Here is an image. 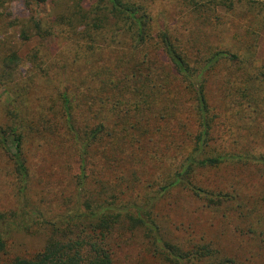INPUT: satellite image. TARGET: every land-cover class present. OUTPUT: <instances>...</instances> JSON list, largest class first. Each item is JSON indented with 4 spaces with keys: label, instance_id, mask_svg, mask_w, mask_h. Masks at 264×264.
<instances>
[{
    "label": "trees",
    "instance_id": "trees-1",
    "mask_svg": "<svg viewBox=\"0 0 264 264\" xmlns=\"http://www.w3.org/2000/svg\"><path fill=\"white\" fill-rule=\"evenodd\" d=\"M11 1L0 0V31L54 36L74 59L37 43L0 62L6 77L30 65L34 83L0 118V181L14 200L2 207L0 186V264H129L131 245L153 264H263L264 68L251 47L213 43L227 25L202 11L235 1L73 0L29 24L8 17ZM243 117L225 139L222 119ZM21 233L42 249L14 253Z\"/></svg>",
    "mask_w": 264,
    "mask_h": 264
},
{
    "label": "rangeland",
    "instance_id": "rangeland-1",
    "mask_svg": "<svg viewBox=\"0 0 264 264\" xmlns=\"http://www.w3.org/2000/svg\"><path fill=\"white\" fill-rule=\"evenodd\" d=\"M34 0H12L7 8L6 14L11 20H16L20 18L23 22L30 23L34 19L36 21L42 20L44 23L53 22L56 17L59 15L60 9H65L69 5L72 4L73 0H48L47 4L38 7L37 5L33 6L31 3ZM235 1V9L233 11H228L226 8L228 4L218 6H214L213 3L208 1H202L203 12L213 13L215 12L218 15H221L224 19V25H227L226 28L216 36L212 37L213 43L220 48V46L224 49L226 47L231 48V50L239 49H247L251 47L255 53V64L260 68H264V14L260 12V5L258 3H263L264 0H234ZM168 8V14L166 17L169 21H173L175 14H173L174 4L172 2H168L166 7ZM193 8L196 10L199 8L196 4L193 5ZM192 8V9H193ZM191 9V7H190ZM191 9V10H192ZM203 14V13H202ZM200 15V14H198ZM202 17V15H201ZM160 23H163V20L160 19ZM77 23L73 21L72 26H76ZM222 25V26H224ZM44 27V25H43ZM79 28V27H78ZM82 30V28H80ZM194 30V29H193ZM190 30V31H193ZM194 31H199V29H195ZM251 32L250 38H245L247 41L251 42L244 44L243 37L240 42H237L233 39L235 34H241ZM197 34V32H196ZM30 38H32L31 42H24L22 37L20 36V31L13 29H4L0 31V62L4 59V55L6 53H13L14 51L20 55L22 59L30 53V51L35 47L37 43H44L46 46H49L53 50H58L63 53V56L69 63L72 62L73 54H70L71 48H63L60 40H56L54 36L47 38L39 37L37 32L32 29L29 32ZM204 35V34H203ZM202 35V36H203ZM44 38V39H43ZM2 65L0 64V78L4 77V81L0 82V118L6 114L7 111L11 108V105L16 101L20 100H30L34 98L33 95V81L28 78V70L30 69V65L26 64L21 66L14 75H10L6 77L5 73L1 70ZM81 95L75 92L72 95V102L78 104L81 101ZM225 117H228L225 116ZM242 121L237 120H227L225 118L222 119L220 131L225 139H230V137H236V135L240 134L243 130V126L245 123L250 122L246 117L241 119ZM2 121L0 120V124ZM241 123V124H240ZM258 137V135H256ZM10 141V140H9ZM264 141V140H263ZM39 143H37L38 145ZM10 150L14 151V146L10 141L8 144ZM31 146V145H29ZM31 154L36 155L38 151H42L43 149L37 148V146L29 147ZM37 148V150H36ZM44 150H47L45 147ZM41 154L40 156H42ZM45 155V154H44ZM39 156L38 161H34L36 169L41 163H45L42 161V158ZM74 165H76V162ZM39 180L36 181L35 185ZM0 186L3 189H7L5 196L6 200L3 202L2 207H8L13 203L12 193L6 187V183L4 180L0 181ZM262 188H260L261 190ZM1 204V203H0ZM195 233H193V237L196 238L201 236L202 233H205L206 230L195 229ZM15 240L18 242H10V247H13L15 250L14 253L17 254H33L40 251L43 247V240L37 235H28L24 234L16 235ZM254 243V239L252 241ZM126 253L131 252V259L129 260V264H153V261L150 255L147 252H140L139 250H135V245H131L126 249ZM260 258L262 263L264 264V251L261 250Z\"/></svg>",
    "mask_w": 264,
    "mask_h": 264
}]
</instances>
